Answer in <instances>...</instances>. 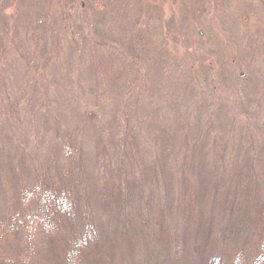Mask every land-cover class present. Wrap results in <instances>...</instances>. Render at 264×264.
I'll use <instances>...</instances> for the list:
<instances>
[{
  "label": "rangeland",
  "instance_id": "obj_1",
  "mask_svg": "<svg viewBox=\"0 0 264 264\" xmlns=\"http://www.w3.org/2000/svg\"><path fill=\"white\" fill-rule=\"evenodd\" d=\"M5 11L0 211L12 176L31 178L54 163L59 136L70 128L80 153L73 177L104 240L122 256L114 264H183L164 248L173 240L171 207L191 195L173 181L165 186L173 173L181 175L182 158L197 192L218 184L210 204L195 193L191 235L200 246L203 222L212 211L220 217L223 197L242 210L221 216L211 236L224 235L226 258L233 255L264 202V0H12ZM42 35L52 44L50 55ZM138 36L140 54L132 57ZM129 78L135 82L128 90ZM99 82L109 87L101 97L94 95ZM114 113H126L125 122ZM160 152L166 169L157 165ZM144 202L163 211L154 236L131 226L130 214ZM198 254L187 257L195 263Z\"/></svg>",
  "mask_w": 264,
  "mask_h": 264
},
{
  "label": "trees",
  "instance_id": "obj_2",
  "mask_svg": "<svg viewBox=\"0 0 264 264\" xmlns=\"http://www.w3.org/2000/svg\"><path fill=\"white\" fill-rule=\"evenodd\" d=\"M11 2L12 0H0V27L4 30L8 25V14L5 8L10 6ZM171 27L172 24L167 29L170 30ZM41 38L46 54L50 55L53 50L49 49L52 45H49V38L46 35H42ZM134 41L137 45L134 47L132 57L140 54L137 49L138 42H143V37L138 36ZM144 41V49L139 47L142 48L146 58V55L150 56V49H147L146 38ZM32 46L38 47L35 40L32 41ZM32 53L34 55L30 54V58H36L37 52L32 51ZM160 53V51H156L154 54L158 56ZM128 66L129 63L124 64V67ZM132 69L135 72L139 71V67L136 66ZM125 82L129 90L135 81L134 78H129L125 79ZM98 84L96 89L95 83L94 95L97 94L98 97H101L102 94L109 91V87H106L107 83L100 84L99 82ZM123 90L118 91L121 97L125 94ZM125 114L114 113V118L116 121L124 123L122 118ZM84 115L88 120L92 118L90 115ZM71 134L70 128L61 132L59 136L61 147L60 151L54 153V163L46 164L31 178L12 176L11 191L3 210L5 212L0 211V264H114L116 259L122 257L118 256V250L111 239L104 240L103 234L93 218L89 198L79 192L81 186L78 183V177L76 176V179L73 177L74 173H78L74 166L80 160L79 145ZM186 158L187 154L185 153L184 159ZM158 159L157 165L166 169L168 164L163 160L161 152L158 154ZM182 159L180 163L176 162L178 171L181 170V175L173 173L172 180L168 179L165 186L168 187L169 183L173 181L175 185H181L191 195L180 196L179 204L171 207V211L174 213L177 211V214L166 219L171 226L167 230L173 234V240L165 245V250L176 251L173 254L176 257H181L180 260L183 264H264V202L255 206L256 217L253 218L254 221L247 232L248 235L237 244L233 255L227 256V258L223 250L224 235L220 239L216 236L213 241L211 236L217 232L216 225L221 223L219 221L221 216L233 213L236 208L240 209L238 205L235 206V201H232L231 197L225 196L220 202V217H215L214 211H212V215H208L204 220L205 237L201 246L196 240L197 233L194 231V234L191 235L196 226V223H193L195 219L193 210L197 207L195 193L196 196L202 197L206 203L210 204L214 201L212 199L210 201L207 197H210V191H213L212 195H215L214 190L218 184L216 182L211 185L207 183L209 185V188L206 187L207 194L205 187L202 191L197 192L196 185H194L195 180L192 179L194 173L192 174V170L189 172L186 169V163ZM58 163L59 165H57ZM145 204L147 209L144 207ZM144 206L138 204L134 210L135 214H130L129 219L132 217V224H134L131 226H135L140 233L154 236L155 231L158 230L157 226L163 222V220L157 219V216H160L163 211L160 212L159 208L153 209L151 204L148 205L146 202H144ZM213 231L215 232L213 233ZM10 238L16 243L13 247L9 246L11 245ZM195 251L199 254L194 263L187 256L190 252L193 254Z\"/></svg>",
  "mask_w": 264,
  "mask_h": 264
}]
</instances>
